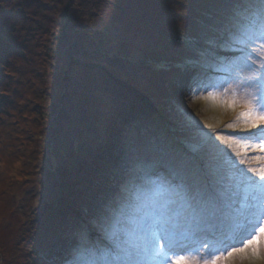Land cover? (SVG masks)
<instances>
[{"label": "rangeland", "instance_id": "obj_1", "mask_svg": "<svg viewBox=\"0 0 264 264\" xmlns=\"http://www.w3.org/2000/svg\"><path fill=\"white\" fill-rule=\"evenodd\" d=\"M211 1L213 13H221L223 6ZM206 2L0 0V264H62L66 255H58L55 235L62 237L69 249L79 227L88 221L79 223L75 214H67V205L62 202L88 200L91 194L86 185L89 172H83L85 161L73 153L78 141L94 143L98 151L105 147L108 154L117 152L113 158L116 170L130 146L138 144L172 155L197 170L201 169L202 152L211 151L213 165L234 183L248 179L259 182V176L249 171L256 169L259 173L264 168V160H257L264 154L252 147L258 143L252 133L259 135V130L245 133L227 128L228 123H235L234 111L212 98L201 99L209 92L224 98L228 87L225 74L199 70L198 79L184 80V84L183 69L168 70L158 65L194 54L186 39L172 36L177 28L194 27L197 21L189 15ZM219 46L218 61L227 63L235 58L225 41L222 50ZM52 62L60 65L55 67ZM93 62L107 67L100 68ZM190 62L188 65H192ZM212 65L218 66L216 61ZM58 66L68 72L63 89L53 87ZM195 71L190 68L188 75L194 78ZM45 86L52 87V101L65 103L66 113L55 106L46 117L48 125L43 123L40 111L31 109L33 102L46 101L40 98L44 92L38 95ZM82 88L88 91L84 94ZM137 89L151 96L164 111L171 107L166 117L176 122V129L190 127L181 147L169 138L166 151L157 148L166 130L151 122L146 100ZM44 108L52 109L47 103ZM106 108L114 117L112 126L113 122L105 118ZM96 118L95 126L92 120ZM205 122H219L221 127L211 132ZM53 125L55 135L44 130ZM43 133L47 135L44 138ZM217 134L241 141L237 148L240 155L217 140ZM78 173L81 175L76 177ZM66 215L74 225L69 231L63 226ZM248 219L240 216L235 223L241 221V225H233V229H243L237 241L236 236L229 238L232 243L228 241L229 231L217 239L224 240L225 247L241 246L239 241L249 238L248 234L264 222V217ZM94 239L103 243L98 237ZM256 248L255 255L250 247L226 264H264V246L258 244ZM205 258H209L207 254Z\"/></svg>", "mask_w": 264, "mask_h": 264}, {"label": "snow or ice", "instance_id": "obj_2", "mask_svg": "<svg viewBox=\"0 0 264 264\" xmlns=\"http://www.w3.org/2000/svg\"><path fill=\"white\" fill-rule=\"evenodd\" d=\"M215 2L223 10L214 31L232 47L235 58L217 61L218 66L193 62L194 69L224 73L228 83L222 100L215 92L201 99L212 98L234 111L235 123L227 128L259 130V135L252 133L258 141L252 147L264 154V0ZM205 126L217 132L221 124ZM216 139L240 155L241 141L219 134ZM212 161L211 151H203L197 170L172 155L130 146L117 167L112 195L79 227L62 264H226L250 247L255 255L256 246H264V222L239 247H225L217 237L232 230L240 216L264 217V168L259 173L249 169L259 182L234 183Z\"/></svg>", "mask_w": 264, "mask_h": 264}, {"label": "trees", "instance_id": "obj_3", "mask_svg": "<svg viewBox=\"0 0 264 264\" xmlns=\"http://www.w3.org/2000/svg\"><path fill=\"white\" fill-rule=\"evenodd\" d=\"M210 3H212V1L210 2V0H207V2L205 3V5H203V7L199 6V10L195 9V11L189 15V19H194L195 21H197V24L194 25L195 30L193 29L194 27L192 26H188L187 30L184 28H177L174 30L173 33V38L177 39V38H181V39H186L185 41L187 42L188 46H190L189 48L191 49L192 52L201 54L200 56L198 55H194L192 54L190 55H185L184 57H180L178 58V61H171L170 64L169 62H159L158 65H160L161 67H164L165 69L167 68L168 70L170 69L169 67H174V68H180V71L183 69V83L185 84L184 80H188L190 79L192 82L195 80V78L197 77L198 79V74H199V68H196L197 71L194 72V78H191L192 76H189V69L191 68L192 70L193 68V62L194 61H198L199 64H203L205 66L207 65H212V62L214 61H218V50L217 47L218 45L219 48H223V44H224V40H221V37L219 36V34L214 31V21L215 19L220 15V13L218 14H214V8L215 6H211ZM71 3H69L68 6H70ZM68 6L66 7V9L68 8ZM68 24V23H67ZM201 27H203V30L200 29ZM221 41V42H220ZM220 42V43H219ZM192 62H190V61ZM188 62H190L192 65H188ZM89 64V62H86ZM95 64V66H98L100 68H104L105 69V64H101L98 62H93ZM53 65L56 64L60 65L59 63L56 62H52ZM87 65V64H86ZM170 65V66H169ZM107 67V66H106ZM58 72L57 74H55L54 79V84L53 87L59 89L64 87L63 83L64 81H68V75L66 74L67 71H65L63 66H58ZM56 68V69H57ZM189 68V69H188ZM107 69V68H106ZM186 69H188V71H186ZM68 73V72H67ZM187 76V77H186ZM47 87L44 91H39L38 95H41L42 92H44L43 94V98L41 95V100L42 99H46L45 102L38 103V102H33V105L31 107L32 111L35 112V110L40 111L41 112V119H43V123L48 125L46 117L49 118L50 114L52 113L53 109H55V106H59L58 110L60 113H65V108H64V104L63 102L61 103V100L59 99L58 101H52L53 98V90L52 87L49 88V86H45ZM82 87V86H81ZM83 93L85 94V91H88L86 88H82ZM137 91L139 92L141 97H144V99L146 100L145 104L148 106L147 109L150 112V117L149 119L151 120V122L155 121L157 122V124L159 123L160 125H162L163 127V131L166 130V136H163L164 139H160L162 145L160 144V147L157 148H163V152L164 150L166 151V144L168 142V140L173 139V144H178L182 145V140H184V137H187V131L190 129V127H186V128H179L176 129L175 125L176 122H173L174 120L166 117V114H170L171 112L169 111V109H171V107H166V111H164L165 109H161V107L159 105H157L156 103L153 102V98L151 96L147 94L145 95L143 90H139L137 89ZM142 93V94H141ZM144 95V96H143ZM62 97V95L60 96ZM96 97V96H94ZM57 98V97H56ZM49 99V100H48ZM43 100V101H44ZM47 103V105H50V108L52 109H48V111H46V109L44 108L45 104ZM44 108V109H43ZM176 109V108H174ZM110 111L109 108H106L105 110V118L106 120H110L113 123H110V126H112L115 122H114V117H112L108 112ZM47 112V114H46ZM104 112V111H103ZM103 115V114H102ZM101 115V117H102ZM170 116V115H169ZM44 117V118H43ZM99 118V117H98ZM98 119L96 118L94 121L92 120V123L95 124V126L97 125ZM51 126V125H50ZM94 126V127H95ZM78 127H81V124H78ZM93 127V125H92ZM45 131H49L52 132L53 135L56 134V127L55 125H53V127H46V129H44ZM44 131V133H46ZM44 133L42 134V138H44ZM109 136H111L110 133H108ZM170 138V139H169ZM186 139V138H185ZM166 140V141H165ZM170 144V143H169ZM79 145V146H78ZM97 145H94V143L90 144L87 142H82V141H78V144L73 147V153H75L76 156H82V160L84 159L85 163L82 164L84 165V170L83 172L88 171V175L90 176V179H88V181H86V185L88 186L89 190H90V195L87 198L88 200H81V201H77V202H70V201H62L63 203H65L67 206L66 207V212L67 214H75L76 218L78 220V222L80 223L83 220H89L93 214L96 212L95 209L99 207V205L101 204V202L106 201L107 199L110 198V196L112 195V192H110L111 190L113 191V189L115 188L116 185V159L113 160L115 154L117 152H111L110 154L105 153V147L103 148V151H98L97 150ZM108 147V145L106 146ZM178 148L179 151H182L181 148ZM83 149V150H82ZM93 150V151H92ZM89 152V153H88ZM158 152V151H156ZM183 153H186L183 151ZM163 154V153H160ZM165 154V153H164ZM91 156V157H90ZM119 159V158H118ZM49 167V166H48ZM57 169H59V167L54 166ZM55 168L52 169L53 171H55ZM81 173V172H80ZM87 174V172H86ZM78 175L81 174H77L75 175L76 177H79ZM88 177V176H87ZM87 188V189H88ZM75 195V194H74ZM87 197V194H86ZM97 200H99L97 202ZM70 202V204H69ZM98 203V204H97ZM64 229H66L67 231H69L71 229V226H74L72 224V219L71 216L68 217V215L64 216ZM241 221H238L237 223H235L234 225H241L240 224ZM246 225L244 226L246 228L247 223H245ZM243 230L241 228V226L239 228H235L232 230H229V233L226 234L227 239L229 242H231V240L229 238H232L234 236H236L235 241H237L238 236L240 234H242L243 232L241 231ZM66 231V232H67ZM72 232V231H71ZM74 233V232H72ZM55 242H54V246L58 247V255H66L68 248L65 244H63L62 237H59L57 234L55 235ZM69 237V236H68ZM93 237H98V239L100 241L103 242L102 237L99 236V234L96 232L93 233ZM232 243V242H231ZM236 243V242H233ZM102 244V243H101Z\"/></svg>", "mask_w": 264, "mask_h": 264}]
</instances>
